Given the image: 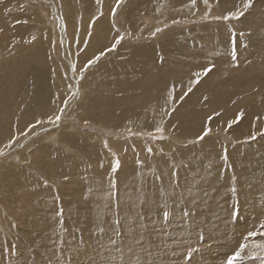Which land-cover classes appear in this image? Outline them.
I'll return each instance as SVG.
<instances>
[{
	"label": "rangeland",
	"instance_id": "rangeland-1",
	"mask_svg": "<svg viewBox=\"0 0 264 264\" xmlns=\"http://www.w3.org/2000/svg\"><path fill=\"white\" fill-rule=\"evenodd\" d=\"M164 1L0 0V264H224L240 244L238 264H261L264 236L247 233L264 220V104L245 103L264 102V0ZM238 68L246 94L224 116L209 95L234 94ZM160 74L159 103L121 83Z\"/></svg>",
	"mask_w": 264,
	"mask_h": 264
},
{
	"label": "bare ground",
	"instance_id": "bare-ground-1",
	"mask_svg": "<svg viewBox=\"0 0 264 264\" xmlns=\"http://www.w3.org/2000/svg\"><path fill=\"white\" fill-rule=\"evenodd\" d=\"M164 2H167L168 3V5H169V7L172 9L173 7L175 8L178 4H179V2H175V3H173V4H171V2L169 1H167V0H165ZM264 3V2H263ZM257 5V4H256ZM259 5V4H258ZM162 6V5H161ZM166 6V5H165ZM164 7V6H163ZM170 11V10H169ZM134 51H136L137 52V49H135ZM134 53V52H133ZM135 54V53H134ZM130 56V55H129ZM141 56H143V55H141ZM32 57V56H31ZM146 57V56H145ZM145 57H143V58H145ZM21 59V58H20ZM21 60H24L25 62L24 63H20V60L17 62V63H20L19 64V67L21 68L23 65L22 64H29V66L30 65H32V63L30 62V60L31 59H27L26 60V58L25 59H21ZM127 64V63H126ZM126 64H125V66H126ZM26 66V65H25ZM31 67V66H30ZM118 67V66H117ZM262 67H264V65L262 66ZM144 68V69H143ZM142 68V71L141 72H143V74L142 75H144V74H146L147 73V70H148V68L147 67H143ZM112 69V68H111ZM151 69H154V68H150V70ZM251 69V68H250ZM255 69V68H254ZM262 69V68H261ZM264 69V68H263ZM109 70V69H108ZM117 70V69H116ZM115 70V71H116ZM132 70V69H131ZM244 69L243 68H238L237 69V73L234 75H228V79H227V83H222V85L224 84V85H226V87L225 88H228V90L229 89H231V92L232 93H234V94H231V95H229V97L227 96V95H224L223 94V92H218L217 93V91H218V89L217 90H212V92L210 93V95H209V97L210 98H212L213 100L215 99V100H217L218 101V104H216V108L217 109H221V108H223L224 109V116L226 115V114H228V113H230L231 112V109L230 108H227V107H229V104H230V102H232V101H229L230 99H233L232 97L233 96H235L236 94H238L239 92V90L241 89V90H244L245 91V89H246V86H244L243 85V83H241V79L243 80L244 78L246 79V77H247V70L245 69V71H243ZM119 71V70H118ZM122 71V70H121ZM128 71H130V70H128ZM152 71V70H151ZM180 72H182V70H179ZM262 71V70H261ZM117 72V71H116ZM177 71H175V73H176ZM233 72V71H232ZM251 72H252V70H251ZM264 72V71H263ZM118 73V72H117ZM132 73V72H131ZM175 73H172V75L174 76L175 75ZM235 73V72H234ZM11 74H14L13 73V71H12V73H10L9 75H11ZM122 74H123V72H122ZM121 74V75H122ZM152 74V73H151ZM111 75V74H110ZM124 76H125V74H123ZM135 75H137L138 76V74H135ZM141 75V76H142ZM147 75H149V74H147ZM259 75V74H258ZM260 75H261V73H260ZM259 75V76H260ZM19 76V75H18ZM137 76H135V77H137ZM236 77V78H231V77ZM120 77H122V76H120ZM119 77V78H120ZM128 77H130V76H128ZM127 77V78H128ZM217 77H218V75H217ZM240 77V78H239ZM244 77V78H243ZM33 79H32V82L31 83H33V81L34 82H36L37 80V77H32ZM218 78H220V76L218 77ZM248 78V77H247ZM15 79H16V77H15ZM120 79H122V78H120ZM131 79V78H130ZM155 79V78H154ZM153 78H150V77H144V79H142L141 81H136V82H134L133 81V83L131 82H129V81H126V79H124L123 78V82L121 81V83L124 85V84H130V86H132V88L130 89V90H133V91H136V90H138L139 91V89H141L142 91L140 92V95H143L144 93H146V96L144 97V96H142L143 98H145V100L147 99H149L150 97H152L151 99H150V101L151 100H157L158 101V103L160 102V98L162 97V90L163 89H165L166 88V80L162 77V74H160V76H159V80H154ZM232 79H234V80H232ZM249 79V78H248ZM259 77H257V78H255V77H253V78H250V80H248V85L250 86V87H252V88H250L249 86H248V88H250L249 90L250 91H252L251 89H253V87L255 86L256 87V84L259 82ZM262 79V78H261ZM221 80V79H220ZM109 80H107V82L105 83V85H103L102 87H105V88H107L108 90H109V96L111 95L113 98L112 99H110L109 97H105L104 96V98L101 100L102 101V103L103 104H106L107 106H115L114 104H116L117 103V105H119V103H118V101L117 100H115V96L117 97V95H115V94H117V93H119V91H120V89L121 88H116V87H113L112 89H110L109 88V82H108ZM244 81V80H243ZM112 82V81H111ZM211 82L212 81H210V84H211ZM204 83V82H203ZM217 82H215V84H216ZM244 83H246V82H244ZM111 84H113V83H111ZM116 84V83H115ZM119 84H120V82H119ZM206 84V83H205ZM204 84V85H205ZM215 84H214V81H213V84H212V86L213 87H215ZM221 84V83H220ZM260 84V83H259ZM263 84V83H262ZM261 84V85H262ZM163 85H164V88H163ZM203 84H202V86H204ZM260 85V86H261ZM211 86V87H212ZM217 87L219 86V84L218 85H216ZM232 86V87H231ZM260 86H258L257 88H260ZM40 88H39V92L40 93H42V94H44V92H47V90H45L44 89V87H42V86H39ZM101 87V88H102ZM119 87V86H118ZM199 87V86H198ZM208 87H210V85L208 86ZM207 87V88H208ZM212 87V88H213ZM224 87V86H223ZM163 88V89H162ZM245 88V89H244ZM202 89H203V87H202ZM206 89V88H205ZM213 89H215V88H213ZM221 89V88H220ZM30 91H32L33 93H31L30 95H31V98H33L32 97V94H36L37 93V89H34V83H33V86H32V89H29ZM122 90V89H121ZM125 90H127V89H125ZM161 90V91H160ZM201 89H198V91H200ZM124 91V90H123ZM159 91H160V93H159ZM249 91V92H250ZM137 92V91H136ZM227 92V91H226ZM40 93L36 96V97H39L40 96ZM101 93V92H100ZM120 93H126V92H121L120 91ZM119 93V94H120ZM219 93H222L221 95L219 94ZM242 93V92H241ZM240 93V94H241ZM107 94V96H108V92L106 93ZM153 94H155L156 95V97H153ZM162 94V95H161ZM243 94V96H244V93H242ZM245 94H246V91H245ZM250 94V93H249ZM252 94V93H251ZM151 95V96H150ZM238 96V95H237ZM242 96V95H241ZM242 96V97H243ZM41 97V96H40ZM141 97V99H140V96H138V95H133V96H131L130 94L128 95V98H129V100L127 101V102H130V103H134L135 101L136 102H139V101H141V103H142V101H144L143 100V98ZM242 97L240 98L241 100H242ZM247 97H251V96H245V99H247ZM255 97V96H254ZM42 98V97H41ZM124 98H126V97H124ZM168 98V97H167ZM244 98V97H243ZM257 97H255V99H252V98H249V99H252L251 101H249V99H247L249 102H246L245 103V108H248L245 112L247 113V111L249 112V114L250 115H253L254 116V114H256V113H258V115H260V109L262 110V108H260V104H264V102H262L261 100H257L256 99ZM34 99V98H33ZM35 99H37V98H35ZM34 99V100H35ZM163 99V98H162ZM164 99H166V98H164ZM237 99H239V98H237ZM120 100H122V98L120 99ZM119 100V101H120ZM124 100V99H123ZM212 100V101H213ZM225 100V101H224ZM234 100H235V98H234ZM228 101H229V103H228ZM243 101L245 102V100L243 99ZM242 101V103H244ZM72 101L70 100V101H68L66 104H64L63 105V107L61 108V109H63V112L65 111V109L67 108V106H69V105H71L70 103H71ZM121 102V101H120ZM124 102V101H123ZM126 102V101H125ZM145 102V101H144ZM214 102V101H213ZM224 102H225V104H224ZM236 102H238V100L236 101ZM101 103V102H100ZM185 103H187V102H185ZM198 103H199V101H198ZM226 103H228V105H226ZM239 103V102H238ZM102 104V109H105L104 108V106L105 105H103ZM122 104V103H121ZM120 104V105H121ZM200 105H201V103H199ZM234 104H236V103H234ZM240 104V103H239ZM31 105H33V107L32 108H36V107H38V109H40L41 110V104H39V103H36V100L35 101H31L30 102V105H29V107L31 106ZM101 104H99L98 103V105H97V107H96V110H98L97 112L98 113H103V114H105V116H106V113L105 112H103L102 111V109H100L101 107H99ZM134 105H135V103H134ZM150 105H152V104H150ZM149 105V106H150ZM242 105H244V104H242ZM139 106H140V103H139ZM153 106V105H152ZM202 106V105H201ZM235 106V105H234ZM241 106V105H240ZM109 107V108H110ZM116 107V106H115ZM122 107V106H121ZM126 107V106H125ZM132 107V106H131ZM213 107H215V106H213ZM212 107V108H213ZM237 107H239V106H237ZM134 108V107H133ZM132 108V109H133ZM135 108H137V107H135ZM144 108V107H143ZM142 107H140V109H138L142 114H144V113H146L145 112V109H143ZM211 108V109H212ZM60 109V110H61ZM179 109V108H178ZM239 109H240V107H239ZM59 110V111H60ZM125 110V109H124ZM123 110V111H124ZM147 110V109H146ZM196 110H198V109H196ZM32 111H33V109H32ZM106 111V110H105ZM108 111V110H107ZM112 111V110H111ZM206 111L207 110H205V111H200V110H198V112H195L194 114H192V116H190L189 114H188V117H192V118H201V117H203V115L205 114L206 115ZM213 111V110H212ZM181 112V111H180ZM180 112L178 113V115L176 114V116H174V118H179L180 117ZM120 113V112H119ZM138 113V112H137ZM151 113V112H150ZM246 113H244V114H246ZM139 114V113H138ZM182 114V113H181ZM248 114V113H247ZM246 114V115H247ZM249 114L247 115V117L249 116ZM107 117H106V119H105V121H103V122H107V119H108V117H110L109 116V114L107 113ZM121 115H124V112H123V114H121ZM120 115V116H121ZM141 115V114H140ZM140 115H137V116H140ZM174 115V114H173ZM183 115H184V113H183ZM185 115H187L186 113H185ZM264 115V114H263ZM101 116V115H100ZM113 116V115H112ZM149 116V115H148ZM102 117V116H101ZM117 117V116H116ZM119 117V116H118ZM122 117V116H121ZM252 117V116H251ZM110 119L112 120L113 119V117H110ZM127 119V118H126ZM136 119V118H135ZM171 120V119H170ZM169 120V121H170ZM131 121V120H130ZM139 121V120H138ZM169 121H167V122H169ZM173 121V120H172ZM204 121V120H203ZM134 122H135V120H134ZM172 124V123H171ZM177 124V123H176ZM165 125V124H164ZM169 126V125H168ZM20 127V126H19ZM112 128V127H111ZM181 134V133H180ZM41 149V148H40ZM167 155V154H166ZM123 159V158H122ZM242 164V163H241ZM254 173V172H253ZM242 175V174H241ZM253 175V174H252ZM239 176V175H238ZM239 177H241V176H239ZM245 177V176H244ZM246 178V177H245ZM241 179V178H240ZM241 180H244L243 178L241 179ZM252 180V179H251ZM187 182V181H186ZM243 183V182H242ZM241 183V184H242ZM87 209H89V208H87ZM86 209V210H87ZM86 210H84V211H86ZM216 211V210H215ZM243 212V211H242ZM258 214V213H257ZM185 224V223H184ZM234 232V231H233ZM224 244V243H223ZM222 244V245H223ZM214 250V249H213Z\"/></svg>",
	"mask_w": 264,
	"mask_h": 264
},
{
	"label": "snow or ice",
	"instance_id": "snow-or-ice-1",
	"mask_svg": "<svg viewBox=\"0 0 264 264\" xmlns=\"http://www.w3.org/2000/svg\"><path fill=\"white\" fill-rule=\"evenodd\" d=\"M102 0H97V3H101ZM192 4L195 5L196 4V0H191ZM120 0H117V7L119 6ZM209 0H204V4L208 5ZM252 4V0H245V4L244 7L248 8L250 7ZM102 14V13H101ZM113 14H115V9H113ZM243 13H241L242 15ZM235 14L234 13H229L228 15L224 16L223 19H229L230 17H234ZM217 19H220V17H217ZM157 31H161V29H157ZM153 35H155V33H153ZM33 39H35L33 37ZM122 37H119L116 40V43L118 44L120 42V40H122ZM115 44L112 45V48L109 49V51L113 50L115 48ZM105 53L104 52H100L97 56L94 57V59L89 60L87 65H85V68L88 67L89 65L93 64L95 61L99 60L101 56H103ZM211 71V68H206L203 70L202 73H194V76L196 77V80L193 83H199V79L201 77V75H207L209 72ZM174 91V89H173ZM192 91V87H189L187 89V92H185L184 96H186L188 93H190ZM171 94V93H170ZM184 96H181L180 99L183 100ZM66 103V102H65ZM61 114L63 113V109L60 110ZM243 116V112L239 113L237 118L235 120L229 121L228 123V127L231 128L233 124H235L240 117ZM61 119V115H55L54 117H49V123L52 124H57L59 123ZM211 119V117H209V120ZM39 123V121H38ZM158 132H162L163 129L162 128H157ZM211 131L210 128H205L202 135L199 136L197 138V140H202L205 136H207L209 134V132ZM253 139L255 138L254 136L252 137ZM107 146V145H105ZM149 151H151L149 149ZM119 166V162L117 161V167ZM165 215H167V213H165ZM248 237H256V236H264V220L260 221L258 223V225L255 227V230H249L247 233ZM246 244H240L238 249L235 250L232 254H226V259L224 261V264H238V262L242 259V255L241 253L243 252V250L246 248ZM262 247H264V245H262ZM261 260V264H264V256L260 257Z\"/></svg>",
	"mask_w": 264,
	"mask_h": 264
}]
</instances>
